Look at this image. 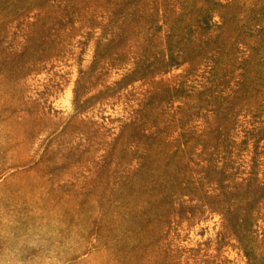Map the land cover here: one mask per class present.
I'll use <instances>...</instances> for the list:
<instances>
[{
  "label": "rangeland",
  "instance_id": "obj_1",
  "mask_svg": "<svg viewBox=\"0 0 264 264\" xmlns=\"http://www.w3.org/2000/svg\"><path fill=\"white\" fill-rule=\"evenodd\" d=\"M0 264H264V0H0Z\"/></svg>",
  "mask_w": 264,
  "mask_h": 264
},
{
  "label": "bare ground",
  "instance_id": "obj_2",
  "mask_svg": "<svg viewBox=\"0 0 264 264\" xmlns=\"http://www.w3.org/2000/svg\"><path fill=\"white\" fill-rule=\"evenodd\" d=\"M217 18V17H216ZM241 24V23H240ZM211 25V24H210ZM238 27V26H237ZM235 30V29H234ZM238 36V35H237ZM230 38V37H229ZM232 41V40H231ZM226 81V80H225ZM236 101V100H235ZM234 253H235V251H234ZM242 254V253H241ZM233 256V255H232ZM236 256V255H235ZM241 262V261H240Z\"/></svg>",
  "mask_w": 264,
  "mask_h": 264
}]
</instances>
